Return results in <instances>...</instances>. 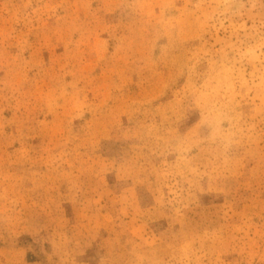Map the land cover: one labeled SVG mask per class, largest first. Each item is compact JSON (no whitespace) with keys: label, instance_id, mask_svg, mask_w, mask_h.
Segmentation results:
<instances>
[{"label":"rangeland","instance_id":"rangeland-1","mask_svg":"<svg viewBox=\"0 0 264 264\" xmlns=\"http://www.w3.org/2000/svg\"><path fill=\"white\" fill-rule=\"evenodd\" d=\"M0 264H264V0H0Z\"/></svg>","mask_w":264,"mask_h":264},{"label":"trees","instance_id":"trees-1","mask_svg":"<svg viewBox=\"0 0 264 264\" xmlns=\"http://www.w3.org/2000/svg\"><path fill=\"white\" fill-rule=\"evenodd\" d=\"M27 257L30 259V260H34V259H36V256L32 253V252H28L27 253Z\"/></svg>","mask_w":264,"mask_h":264}]
</instances>
